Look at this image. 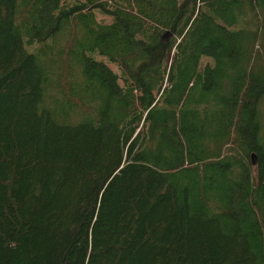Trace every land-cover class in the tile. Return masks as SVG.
I'll return each instance as SVG.
<instances>
[{"label":"trees","instance_id":"16d2710c","mask_svg":"<svg viewBox=\"0 0 264 264\" xmlns=\"http://www.w3.org/2000/svg\"><path fill=\"white\" fill-rule=\"evenodd\" d=\"M0 264H264V0H0Z\"/></svg>","mask_w":264,"mask_h":264},{"label":"water","instance_id":"95a60500","mask_svg":"<svg viewBox=\"0 0 264 264\" xmlns=\"http://www.w3.org/2000/svg\"><path fill=\"white\" fill-rule=\"evenodd\" d=\"M251 162H252L253 165H257L258 159H257L256 153H252V155H251Z\"/></svg>","mask_w":264,"mask_h":264},{"label":"rangeland","instance_id":"374dc122","mask_svg":"<svg viewBox=\"0 0 264 264\" xmlns=\"http://www.w3.org/2000/svg\"><path fill=\"white\" fill-rule=\"evenodd\" d=\"M99 16H100V14H99ZM254 166V168H256V165H253Z\"/></svg>","mask_w":264,"mask_h":264},{"label":"bare ground","instance_id":"6f19581e","mask_svg":"<svg viewBox=\"0 0 264 264\" xmlns=\"http://www.w3.org/2000/svg\"><path fill=\"white\" fill-rule=\"evenodd\" d=\"M252 164V163H251Z\"/></svg>","mask_w":264,"mask_h":264}]
</instances>
